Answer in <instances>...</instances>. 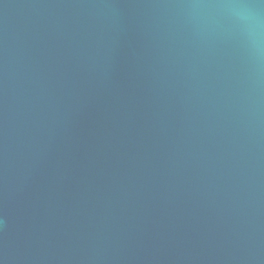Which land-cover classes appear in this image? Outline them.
Instances as JSON below:
<instances>
[{
  "label": "water",
  "instance_id": "1",
  "mask_svg": "<svg viewBox=\"0 0 264 264\" xmlns=\"http://www.w3.org/2000/svg\"><path fill=\"white\" fill-rule=\"evenodd\" d=\"M0 264H264V0H0Z\"/></svg>",
  "mask_w": 264,
  "mask_h": 264
}]
</instances>
